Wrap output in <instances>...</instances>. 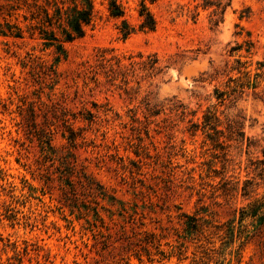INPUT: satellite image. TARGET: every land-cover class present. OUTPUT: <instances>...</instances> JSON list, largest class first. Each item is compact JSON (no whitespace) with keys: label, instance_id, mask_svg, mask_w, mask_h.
<instances>
[{"label":"rangeland","instance_id":"374dc122","mask_svg":"<svg viewBox=\"0 0 264 264\" xmlns=\"http://www.w3.org/2000/svg\"><path fill=\"white\" fill-rule=\"evenodd\" d=\"M72 1L0 0V261L264 264V0H232L217 25L203 0H145L151 31L142 0H118L127 38L94 0L58 61L32 17ZM104 51L161 69L111 79Z\"/></svg>","mask_w":264,"mask_h":264},{"label":"trees","instance_id":"16d2710c","mask_svg":"<svg viewBox=\"0 0 264 264\" xmlns=\"http://www.w3.org/2000/svg\"><path fill=\"white\" fill-rule=\"evenodd\" d=\"M72 2L73 3H47L50 7H43L42 15L41 13H38L32 17L37 21L35 26L40 30V38L43 40L45 48L53 47L59 53V56L57 57L58 61L62 57L67 56L65 42H71L84 37L87 27L92 24L95 17L94 0H73ZM231 3L232 0H203V8H213L211 11L212 21L217 25L224 18L225 11ZM51 6L54 8L53 11H51ZM109 10L112 17L123 18L125 16V9L118 0H110ZM139 16L141 19L139 25L140 30L151 31L156 28V19L145 0H142L141 2ZM122 21L123 23L120 27V31L123 37L127 38L136 29L125 18H123ZM56 28L61 29L65 35L64 38L58 36ZM11 34L16 37H24L20 29L15 32L12 31ZM239 48L240 45L234 47L232 50H237ZM138 57L140 59H137L134 55L119 56L117 54L108 57L106 51H104L100 54L99 65L105 68L107 64L110 63L108 65L110 67L109 71L106 70V72L111 79H115L114 74L117 71L122 70L123 67L133 69L132 71L134 75H136L137 72H144L146 75H153L156 71H160L161 66L159 65V59L156 55L149 54L145 57L143 54H139ZM40 65L48 70L55 71V63L48 64L43 60L40 62ZM125 82L128 83L129 81L125 79ZM89 113L91 114V117L87 118L92 119L93 113L91 111H89ZM73 118L77 119L78 116L74 115ZM205 118L207 122L206 124L212 123L213 119L216 118L215 113L207 114ZM63 120L66 131H64L62 135L69 140L71 145L78 147V139L85 138L82 131L75 130L74 127L67 123L70 118L66 114H64ZM66 132L69 133L67 134ZM51 140L52 137H49L44 142L47 143L50 149H53ZM46 157L50 158L53 162L54 158L50 157L47 153ZM64 171L65 170L62 172ZM60 178H62L61 175ZM67 183L72 184L71 181H68V178ZM252 206H256V203L252 204ZM0 264L4 263L0 261Z\"/></svg>","mask_w":264,"mask_h":264}]
</instances>
